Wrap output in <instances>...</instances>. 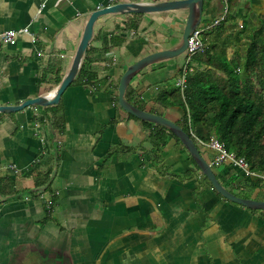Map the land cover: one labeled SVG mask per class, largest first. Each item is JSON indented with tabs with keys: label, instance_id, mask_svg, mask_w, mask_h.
Here are the masks:
<instances>
[{
	"label": "crops",
	"instance_id": "obj_1",
	"mask_svg": "<svg viewBox=\"0 0 264 264\" xmlns=\"http://www.w3.org/2000/svg\"><path fill=\"white\" fill-rule=\"evenodd\" d=\"M120 1L159 0H0V31L29 30L14 44H0V104L51 94L89 13ZM224 6L204 0V40L215 34L210 23ZM234 12L240 24L245 14L259 22L264 0H241ZM131 14L95 22L83 60L96 74L93 83L72 82L53 106L0 113V180H14L16 189L0 199V264H264V210L222 197L174 139L160 151L169 171L159 173L144 123L119 107L122 72L142 55L177 44L186 11ZM135 19L137 30H129ZM182 58L142 69L127 99L178 120L181 108L155 97L161 83L175 81ZM196 146L229 191L264 200V187L242 183L254 176L249 169L213 163L216 152ZM49 166L57 194L51 212L31 194Z\"/></svg>",
	"mask_w": 264,
	"mask_h": 264
},
{
	"label": "trees",
	"instance_id": "obj_2",
	"mask_svg": "<svg viewBox=\"0 0 264 264\" xmlns=\"http://www.w3.org/2000/svg\"><path fill=\"white\" fill-rule=\"evenodd\" d=\"M240 1L224 0L226 6L222 13L210 23L215 34L211 40L201 36L202 50L191 56L185 72L180 70L178 73L179 77L185 76L182 90L175 83L179 77L175 81L166 80L160 84L155 99L165 107L177 105L181 108V117L175 122L189 134L195 145L213 137L227 152L243 157L249 171L259 174L242 179V183L253 190L264 187V13L259 15V22L245 14L240 24L234 12ZM135 14L131 16H140ZM129 21L127 28L136 31L138 20ZM95 78L96 74L88 69L85 61L72 82L88 84ZM142 122L151 144L150 161L159 173L166 174L169 168L162 162L160 151L170 139L178 144L181 142L167 127L147 120ZM53 172L49 166L38 181L37 189L31 191L35 198L44 200L50 212L57 197L52 185ZM231 173L230 180H238L237 175ZM14 184L12 179L0 180V199L14 194Z\"/></svg>",
	"mask_w": 264,
	"mask_h": 264
},
{
	"label": "water",
	"instance_id": "obj_3",
	"mask_svg": "<svg viewBox=\"0 0 264 264\" xmlns=\"http://www.w3.org/2000/svg\"><path fill=\"white\" fill-rule=\"evenodd\" d=\"M203 6L204 0H159L155 2L120 1L109 6H103L101 8L94 9L87 17L75 56L54 91L51 94H40L27 98L17 104H0V112L17 111L30 105L47 106L56 104L59 101L61 94L69 86V84L72 83L82 66L89 41L94 31L95 22L99 17L109 13H153L168 12L172 10H185L186 16L181 35L175 46L158 49L142 55L127 65L125 70L122 72L117 86L118 105L123 111L137 117L138 119L161 124L171 130L180 139L181 143L184 145L194 162L197 164L202 174L208 179L213 188L224 198L248 208L264 210V200L237 196L219 182L209 163L200 153L189 134L183 130L181 126L164 115L140 108L132 104L125 95L128 83L130 82L131 78L140 70L147 67L149 64H153L160 60L177 57L185 51L187 47L188 35L201 23Z\"/></svg>",
	"mask_w": 264,
	"mask_h": 264
},
{
	"label": "built area",
	"instance_id": "obj_4",
	"mask_svg": "<svg viewBox=\"0 0 264 264\" xmlns=\"http://www.w3.org/2000/svg\"><path fill=\"white\" fill-rule=\"evenodd\" d=\"M109 1H115V0H109ZM216 22H218V21H216ZM27 32H29L27 27H23L20 29H5L3 31H0V44H4V43L14 44L16 42L18 34L27 33ZM30 37L33 40L35 38L32 35H30ZM202 47H203V43H202V40L200 37V33L198 30H195L192 33V35L190 36L189 41H188V54H189V56L192 53L196 52L197 50H201ZM183 80L184 79L182 78L180 80V82H183ZM209 146L220 151V153H221L220 157H224V158L228 159L232 163V165L243 168L245 170L249 169V165L243 157H236L232 152H227L224 149L223 145L221 143L217 142L215 139H213V138L210 139ZM253 174H256L259 176L258 173H253ZM48 203H50V202H48Z\"/></svg>",
	"mask_w": 264,
	"mask_h": 264
},
{
	"label": "bare ground",
	"instance_id": "obj_5",
	"mask_svg": "<svg viewBox=\"0 0 264 264\" xmlns=\"http://www.w3.org/2000/svg\"><path fill=\"white\" fill-rule=\"evenodd\" d=\"M116 1V0H115ZM115 1H109L108 0V2L109 3H113V2H115ZM202 23V22H201ZM201 23H200V25H201ZM200 25H198L197 27H195L191 32H190V34L188 35V39H187V47H186V51H187V55H186V59H187V61H189V59L191 58V56L192 55H194L196 52H198V51H201V50H197L196 52H194V53H192L190 56H189V54H188V41H189V38H190V36L192 35V33L195 31V30H198L199 31V33H201V29L199 28L200 27ZM200 37H201V34H200ZM201 40H202V38H201ZM203 43V42H202ZM176 45V44H175ZM174 45V46H175ZM203 48V47H202ZM178 57V56H177ZM175 58V57H174ZM150 65V64H149ZM188 67H186V66H184L183 68H182V71L183 72H185L186 71V69H187ZM144 69V68H143ZM141 71V70H140ZM139 71V72H140ZM136 75V74H135ZM134 75V76H135ZM184 79L183 80V82H180V80L181 79ZM132 79V78H131ZM131 81V80H130ZM184 83H185V76L182 74L180 77H179V79L176 81V85H178V86H180V88H181V90H182V88H183V86H184ZM129 84V83H128ZM118 86V85H117ZM128 86V85H127ZM126 89H127V87H126ZM129 114V113H128ZM135 117V116H134ZM137 118V117H136ZM138 119V118H137ZM141 120V119H140ZM211 138H213V137H210V139ZM210 139L208 140V141H206V142H199V145H200V147H202V148H204V149H207V150H211V151H214V152H216V157H215V159L213 160V163H217V162H223L224 160H228V159H226V158H224V157H220V155H221V153H220V151H218V150H216L215 148H213V147H211V146H209V142H210ZM213 139H215V138H213ZM180 140V139H179ZM216 140V139H215ZM217 141V140H216ZM181 142V141H180ZM218 142V141H217ZM220 143V142H219ZM183 145V144H182ZM184 146V145H183ZM186 149V148H185ZM188 152V151H187ZM190 155V154H189ZM192 158V157H191ZM194 161V160H193ZM195 163V162H194ZM196 164V163H195ZM196 166H197V164H196ZM198 167V166H197ZM198 169H199V167H198ZM242 170H244V171H248V170H245V169H243V168H241ZM200 170V169H199ZM200 172H201V170H200ZM201 174H202V172H201ZM203 175V174H202ZM204 176V175H203ZM205 177V176H204ZM206 178V177H205ZM207 179V178H206ZM207 181H208V179H207ZM210 183V182H209ZM211 184V183H210ZM213 187V186H212ZM220 194V193H219ZM221 195V194H220ZM222 196V195H221ZM223 197V196H222ZM251 209H253V208H251ZM259 210H263V209H259Z\"/></svg>",
	"mask_w": 264,
	"mask_h": 264
},
{
	"label": "rangeland",
	"instance_id": "obj_6",
	"mask_svg": "<svg viewBox=\"0 0 264 264\" xmlns=\"http://www.w3.org/2000/svg\"><path fill=\"white\" fill-rule=\"evenodd\" d=\"M245 1V0H244ZM206 26V25H205ZM205 26L204 25H200V29L202 30V32H201V36H202V33L203 34H206V32H207V34L209 33V29L208 28H205ZM206 31V32H205ZM230 49H231V47H229L228 48V55H229V53H230ZM186 55H187V51L185 50L181 55H179V56H183V58H182V64H184V66H186L187 67V63H188V61H187V59H186ZM193 56V55H192ZM183 66V67H184ZM179 77V75H177V78ZM31 106V105H30ZM57 254H61V253H57Z\"/></svg>",
	"mask_w": 264,
	"mask_h": 264
}]
</instances>
